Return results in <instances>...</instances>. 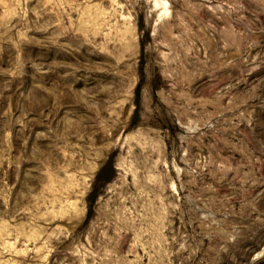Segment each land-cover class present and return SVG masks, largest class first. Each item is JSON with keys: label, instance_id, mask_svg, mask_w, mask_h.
Here are the masks:
<instances>
[{"label": "rangeland", "instance_id": "rangeland-1", "mask_svg": "<svg viewBox=\"0 0 264 264\" xmlns=\"http://www.w3.org/2000/svg\"><path fill=\"white\" fill-rule=\"evenodd\" d=\"M0 264H264V0H0Z\"/></svg>", "mask_w": 264, "mask_h": 264}]
</instances>
